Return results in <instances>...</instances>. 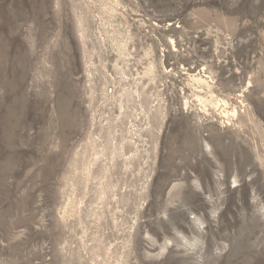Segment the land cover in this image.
Segmentation results:
<instances>
[{"label":"rangeland","instance_id":"1","mask_svg":"<svg viewBox=\"0 0 264 264\" xmlns=\"http://www.w3.org/2000/svg\"><path fill=\"white\" fill-rule=\"evenodd\" d=\"M0 264H264V0H0Z\"/></svg>","mask_w":264,"mask_h":264},{"label":"bare ground","instance_id":"2","mask_svg":"<svg viewBox=\"0 0 264 264\" xmlns=\"http://www.w3.org/2000/svg\"><path fill=\"white\" fill-rule=\"evenodd\" d=\"M173 43V46L176 48V46H175V42H172ZM198 81H200V82H202V83H204V84H207L202 78H199V79H197ZM225 104V106L227 105L226 103H224ZM67 113V112H66ZM236 113H237V111L236 110H234V112H233V115H236ZM65 114V113H64ZM227 115V114H226ZM65 118V117H64ZM68 139V138H67ZM208 144V143H207ZM206 146H208V145H206ZM123 154V153H122ZM121 154V155H122ZM96 155V154H95ZM98 156V155H97ZM125 156V155H124ZM125 157H127V156H125ZM96 160L97 159H95V160H93L91 163H89V165H86L85 166V173H84V175H85V177H86V181L85 182H89V181H91V179L90 178H92V167L95 165V162H96ZM86 164H88V163H86ZM83 167H84V165H83ZM83 169V168H82ZM94 170V169H93ZM83 177V176H82ZM95 178V177H94ZM101 180H103V179H101ZM92 182V181H91ZM86 183V184H87ZM74 186H76V185H74ZM73 187V186H72ZM76 188V187H75ZM103 188H104V186H103ZM85 189H87L86 188V186H85ZM86 192V191H85ZM99 198L98 199H100V200H102V201H105L106 200V196H107V192H106V190H104V189H102V191L99 193ZM81 199H82V197H81ZM84 199V198H83ZM84 203V202H83ZM102 203H104V202H102ZM80 204V203H79ZM76 205V204H75ZM77 206V205H76ZM80 206H81V204H80ZM187 240V239H186ZM168 249V248H167ZM163 250V249H162ZM165 250V249H164Z\"/></svg>","mask_w":264,"mask_h":264}]
</instances>
